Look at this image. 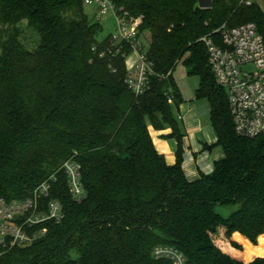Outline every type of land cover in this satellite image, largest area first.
<instances>
[{
    "label": "trees",
    "instance_id": "obj_1",
    "mask_svg": "<svg viewBox=\"0 0 264 264\" xmlns=\"http://www.w3.org/2000/svg\"><path fill=\"white\" fill-rule=\"evenodd\" d=\"M83 1L0 0V197L24 199L55 175L50 199L65 213L0 264H172L154 258L158 246L174 247L187 264H264V254L255 255L264 249V135L236 134L227 92L199 41L246 23L264 38V0L263 7L214 0L210 10L199 0H117L151 35L153 72L139 96L125 83L123 53L132 47L118 52L111 37L99 42L102 27L85 15ZM24 21L39 34L33 51L21 42ZM181 62L200 79L196 97L210 102L225 151L214 172L195 181L182 168V147L169 165L149 130L170 127L181 141L173 77ZM69 160L80 166L87 192L80 203L59 171Z\"/></svg>",
    "mask_w": 264,
    "mask_h": 264
},
{
    "label": "built area",
    "instance_id": "obj_2",
    "mask_svg": "<svg viewBox=\"0 0 264 264\" xmlns=\"http://www.w3.org/2000/svg\"><path fill=\"white\" fill-rule=\"evenodd\" d=\"M239 6H262V0H230ZM84 6L96 7V22L110 11L119 22V35L111 37L117 51L124 45L132 47L136 61L127 70L125 83L136 96L149 88V75L153 63L141 48L139 38L143 18H132L117 4V0H84ZM208 51L211 70L219 86L226 90L229 110L238 136L254 139L264 135V38L255 23L235 27L227 24L199 40ZM148 42L150 40L148 39ZM103 56V55H101ZM127 54L123 53V58ZM173 105L174 99L168 98ZM59 171L67 179L68 191L77 203L87 197L82 183L80 166L66 161ZM55 175L39 185L24 199L8 200L0 197V257L14 249L25 248L47 234L45 224H60L64 207L58 199H50ZM155 259H169L172 264H187L182 253L171 246H158L153 250Z\"/></svg>",
    "mask_w": 264,
    "mask_h": 264
},
{
    "label": "crops",
    "instance_id": "obj_3",
    "mask_svg": "<svg viewBox=\"0 0 264 264\" xmlns=\"http://www.w3.org/2000/svg\"><path fill=\"white\" fill-rule=\"evenodd\" d=\"M173 77L182 97L181 104L175 109L181 141L170 136L173 133L170 127L156 131L149 126V130L157 151L169 165L176 164L177 152L182 147V168L187 179L195 181L203 175L212 174L216 163L225 158V151L218 145V136L212 126L210 102L196 97L200 87L199 77L189 76L182 62Z\"/></svg>",
    "mask_w": 264,
    "mask_h": 264
},
{
    "label": "rangeland",
    "instance_id": "obj_4",
    "mask_svg": "<svg viewBox=\"0 0 264 264\" xmlns=\"http://www.w3.org/2000/svg\"><path fill=\"white\" fill-rule=\"evenodd\" d=\"M263 11H264V8H263ZM84 13L88 17L89 20L93 22L97 21L96 7L85 5ZM100 25L102 27V30L97 37L99 42H103L105 39L109 37H114V36L119 35V22L114 12L110 11L107 15L103 16L100 20ZM20 27H22V29L24 30L23 35L21 37L22 44L29 51L35 50L39 45V34L33 28L28 27L26 21L22 22ZM150 37H151L150 33L147 32L145 33V35H142L139 38V41L141 42V48L145 52H147L149 49L148 39L150 40ZM135 61H136V56L133 51L127 54V56L125 57L126 69H130V66ZM192 77L197 78V76H192ZM218 210L220 211L221 214H223L226 217H228L229 214L231 213L230 208H227V207H219ZM261 254H264V249L262 251L255 253L256 256L261 255ZM72 256L76 257V254L72 253Z\"/></svg>",
    "mask_w": 264,
    "mask_h": 264
},
{
    "label": "water",
    "instance_id": "obj_5",
    "mask_svg": "<svg viewBox=\"0 0 264 264\" xmlns=\"http://www.w3.org/2000/svg\"><path fill=\"white\" fill-rule=\"evenodd\" d=\"M214 6V0H199L198 7L203 10H210Z\"/></svg>",
    "mask_w": 264,
    "mask_h": 264
}]
</instances>
